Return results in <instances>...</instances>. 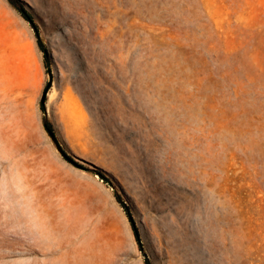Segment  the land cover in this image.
<instances>
[{"label":"rangeland","instance_id":"374dc122","mask_svg":"<svg viewBox=\"0 0 264 264\" xmlns=\"http://www.w3.org/2000/svg\"><path fill=\"white\" fill-rule=\"evenodd\" d=\"M20 1L52 80L0 0V264H264V0Z\"/></svg>","mask_w":264,"mask_h":264},{"label":"trees","instance_id":"16d2710c","mask_svg":"<svg viewBox=\"0 0 264 264\" xmlns=\"http://www.w3.org/2000/svg\"><path fill=\"white\" fill-rule=\"evenodd\" d=\"M9 2H10V4L12 6H14L16 9H18L20 11V13L22 14L23 18L25 20H27L32 25V27L34 28L35 34H36V38H37V44H38L39 49L44 54V65H45V68L47 70V73L49 74L50 73V57H49L48 51H47V49H46V47H45V45H44V43H43V41H42V39L40 37V33H39V30H38V27L34 24L33 18L23 9L22 1H20V0H9ZM41 109L46 114L45 106L41 105ZM43 124H44V127H45L46 130H50V129L53 130L52 126L50 125V123L46 119H44ZM98 175L101 177V179L104 181V183L110 184V182L108 181V179L104 175H102L100 173H98ZM116 198H117L118 202L121 204V206L125 209V212H126V214L128 215V217L130 219V222H131L135 237L137 239V242H138V244L141 247L138 231H137V229H136V227L134 225V222H133V220L131 218V214L129 212L128 207L124 204V202L122 201V199L120 198V196L118 194H116ZM141 249H142V247H141ZM145 264H151L149 259L146 256H145Z\"/></svg>","mask_w":264,"mask_h":264},{"label":"water","instance_id":"95a60500","mask_svg":"<svg viewBox=\"0 0 264 264\" xmlns=\"http://www.w3.org/2000/svg\"><path fill=\"white\" fill-rule=\"evenodd\" d=\"M49 75H50V83H49V87H48V89L43 93V96H42V98H41V105H43V106L46 105L47 94H48V91H49V89H50V87H51V80H52L51 72H50ZM46 131H47V133H48L50 139L52 140L53 144L55 145L57 151H58L63 157H65V158H67L68 160H70V161L73 162V160H72V159L67 155V153H65V151L62 149V147H61V145H60V143H59V140H58V138H57L55 132H54L53 130H51V129H50V130H46ZM131 218H132V216H131Z\"/></svg>","mask_w":264,"mask_h":264}]
</instances>
